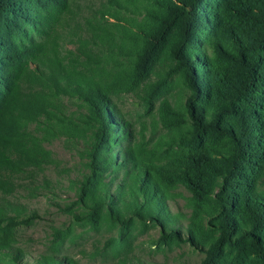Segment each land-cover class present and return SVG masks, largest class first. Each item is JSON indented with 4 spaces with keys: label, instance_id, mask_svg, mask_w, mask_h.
<instances>
[{
    "label": "trees",
    "instance_id": "trees-1",
    "mask_svg": "<svg viewBox=\"0 0 264 264\" xmlns=\"http://www.w3.org/2000/svg\"><path fill=\"white\" fill-rule=\"evenodd\" d=\"M162 54L181 72L190 139L156 162L109 92L118 65L146 77ZM58 121L89 139L77 190L93 217L158 224L164 241L204 253L201 264H264V0H0V264H78L30 259L15 236L38 213L10 197L52 162L31 127L53 135ZM37 185L52 190L47 177ZM179 186L194 201L186 226L168 205Z\"/></svg>",
    "mask_w": 264,
    "mask_h": 264
},
{
    "label": "rangeland",
    "instance_id": "rangeland-1",
    "mask_svg": "<svg viewBox=\"0 0 264 264\" xmlns=\"http://www.w3.org/2000/svg\"><path fill=\"white\" fill-rule=\"evenodd\" d=\"M88 1L95 9L103 3ZM113 67L108 65L110 70ZM110 79L116 85L111 86L109 96L128 122L134 135L132 143L142 154L152 161L165 162L180 151L190 136L189 125L181 115L187 91L176 63L162 54L146 77H138L126 66L118 65ZM67 103L68 108L76 109ZM45 125L43 122L31 129L50 152L52 162L36 178L23 176L25 186L10 197L30 212L38 213L31 224L15 230L17 245L30 259L60 253L78 264H201L204 253L189 243L164 241L158 224L139 220L120 224L105 212L93 217L92 210L81 203L77 190L79 181L89 173V139L71 138L59 121L53 135L45 132ZM45 177L51 181V191L42 186L38 189L37 184H44ZM193 202L184 187L172 191L169 210L181 219V226L193 220ZM209 216H201L200 228L207 239H213L217 232L209 223Z\"/></svg>",
    "mask_w": 264,
    "mask_h": 264
}]
</instances>
